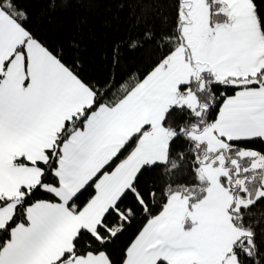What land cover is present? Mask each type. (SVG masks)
<instances>
[{
	"label": "snow or ice",
	"instance_id": "snow-or-ice-1",
	"mask_svg": "<svg viewBox=\"0 0 264 264\" xmlns=\"http://www.w3.org/2000/svg\"><path fill=\"white\" fill-rule=\"evenodd\" d=\"M161 2L95 75L0 0V264H264V0Z\"/></svg>",
	"mask_w": 264,
	"mask_h": 264
},
{
	"label": "trees",
	"instance_id": "trees-1",
	"mask_svg": "<svg viewBox=\"0 0 264 264\" xmlns=\"http://www.w3.org/2000/svg\"><path fill=\"white\" fill-rule=\"evenodd\" d=\"M33 23L51 41L66 43L72 37L82 38L85 58L93 74L104 72L103 54L113 36L137 19L158 22L166 10L161 0H27L25 5ZM149 53L136 54L129 67L143 63Z\"/></svg>",
	"mask_w": 264,
	"mask_h": 264
}]
</instances>
